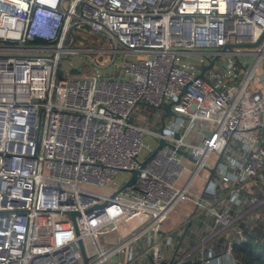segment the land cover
I'll return each mask as SVG.
<instances>
[{"label": "built area", "instance_id": "2783aa9c", "mask_svg": "<svg viewBox=\"0 0 264 264\" xmlns=\"http://www.w3.org/2000/svg\"><path fill=\"white\" fill-rule=\"evenodd\" d=\"M75 30L114 49H74ZM0 43V264L128 248V264H244L236 246L264 247V0H0ZM80 53L113 59L73 66ZM65 63L79 77L57 80Z\"/></svg>", "mask_w": 264, "mask_h": 264}, {"label": "rangeland", "instance_id": "374dc122", "mask_svg": "<svg viewBox=\"0 0 264 264\" xmlns=\"http://www.w3.org/2000/svg\"><path fill=\"white\" fill-rule=\"evenodd\" d=\"M75 33H76V39H77V42L73 45V48L74 49H85L84 48V44L81 46L79 41L80 40H84L85 39H104L105 40V45L104 47H102V49H106L107 51H112L114 49V45L111 44V45H108L107 41H106V36L102 33V34H93V33H90V32H87V31H81V30H75ZM4 44L0 43V46L2 47ZM95 50H98V49H95ZM118 50L120 52L123 51V48L122 47H119ZM75 59L74 61L72 62V65L73 66H76V65H79V63L81 64V67L83 66V64H88V62L93 58V59H96L98 61V63L101 65V66H106L112 59H113V55L111 53H106V54H103V55H97L96 53H89V54H83V53H80L76 56H74ZM146 59L147 56H143V57H140V59ZM117 59L118 60H133V61H136L138 60L139 58L135 57L134 55H131V54H125V53H119L117 54ZM251 59H248V62H250ZM66 63H69V62H66ZM66 63L61 66V68L59 69V72L57 74V80H60V79H63V78H67V79H72L74 77H79V76H76V75H79V73H77L76 71H73V68L71 66H68L66 65ZM262 69L259 71V74H264V62H263V65H262ZM85 69H87L85 67ZM141 108V106H138L137 107V110H139ZM160 116H162V110L159 111L158 113ZM148 118H152L151 115L148 116ZM155 125H150V128L154 131H159L160 130V127L159 126H156L154 127ZM150 143V140L147 141V144ZM153 144V143H152ZM212 162L213 159H212ZM189 165H191V163L189 162L188 163ZM126 179H127V175L125 174H120L118 179H117V182L119 183V185H122L126 182ZM198 184H199V188L202 189L203 186H204V181L200 178L198 180ZM194 213V207H193V204L192 203H182L178 206L176 212L172 213L169 217V220L167 221L166 223V227L170 226L172 227L174 221H176L180 215H186L187 216H190L191 214ZM176 225H178V222H176ZM185 227V221L182 222L180 228H177L175 231L174 229L176 228H172V230H163L162 232L166 233L167 235H172V234H176L180 229L184 228ZM100 241L104 244V248L105 249H108L109 246H106L105 245V240L103 237H100ZM147 243V240L143 239L141 240L140 244H146ZM86 244H88V242H86ZM138 246L137 245H134L132 247V252H134L136 255H138L140 252H142L141 248H137ZM93 251V249H92ZM129 252H130V248H128L126 250V252L123 254V256L121 255H118V256H115L113 258V261L112 262H107L106 264H117L120 260H123V263L124 264H128V255H129ZM165 256L167 259L170 258L171 254L168 250V248L166 247L165 248Z\"/></svg>", "mask_w": 264, "mask_h": 264}, {"label": "trees", "instance_id": "16d2710c", "mask_svg": "<svg viewBox=\"0 0 264 264\" xmlns=\"http://www.w3.org/2000/svg\"><path fill=\"white\" fill-rule=\"evenodd\" d=\"M72 37L76 38L75 32L73 33ZM68 44H71V41H69ZM104 45H105V40L102 38L85 39L84 41L85 49H100L104 47ZM234 251L237 257L241 259L244 262V264H264V247L256 245L253 242L236 246Z\"/></svg>", "mask_w": 264, "mask_h": 264}, {"label": "water", "instance_id": "95a60500", "mask_svg": "<svg viewBox=\"0 0 264 264\" xmlns=\"http://www.w3.org/2000/svg\"><path fill=\"white\" fill-rule=\"evenodd\" d=\"M233 47H234V46L231 45V46H228L226 49H231V48H233ZM213 63H214V61H212V62L210 63L209 66L205 67L204 70H209V69H211V67L213 66ZM171 106H172V104L169 105L168 107H166V114H165L164 117H163V125H162V128H161V133L164 132V128H165L164 120H165V118H167V117H171V116L173 115V113H172V109H171ZM165 145H166V142H165L164 140H161V141H160V144H159V146L156 148V150H154V152H152L144 162L140 163V167H139V169H137V170H135V171L132 172V177H131V179H130V180H129L124 186H122L117 192H115V194L113 195V197H115L119 192H121V191H122L123 189H125L126 187H128V186H134L135 183H136V181H137L138 176L140 175V173H141L142 169L145 167V165L151 160V158L155 155V153H156L158 150H160L162 147H164ZM212 174H213V171H212ZM71 215H72V218L75 219L76 216L79 215V214H78L77 212H72ZM77 235H79L78 231H77ZM113 235L117 237V236H118V233L116 232V233H114ZM105 241H106V243H108V242H112V240H110V238H106ZM78 244H79V247H80L81 252H82V254H83L84 261H85V263H87V262H88V258H87V256H86L84 243H83L82 240H79V241H78Z\"/></svg>", "mask_w": 264, "mask_h": 264}, {"label": "crops", "instance_id": "0c3cea01", "mask_svg": "<svg viewBox=\"0 0 264 264\" xmlns=\"http://www.w3.org/2000/svg\"><path fill=\"white\" fill-rule=\"evenodd\" d=\"M185 218H186V215H183L182 214V215L179 216V218L176 221H174L172 227H170V226L166 227V223L169 220V218H168V220L164 223L162 230H168L169 231V230H172V228H175L176 227L174 229V231H175L177 228H180V226H181V224H182L183 221H186ZM176 222H178V225H176Z\"/></svg>", "mask_w": 264, "mask_h": 264}]
</instances>
